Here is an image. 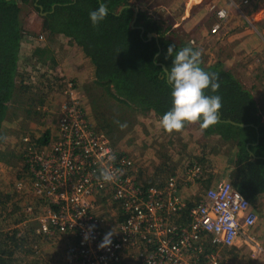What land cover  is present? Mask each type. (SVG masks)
<instances>
[{
	"label": "built area",
	"instance_id": "built-area-1",
	"mask_svg": "<svg viewBox=\"0 0 264 264\" xmlns=\"http://www.w3.org/2000/svg\"><path fill=\"white\" fill-rule=\"evenodd\" d=\"M222 1L227 6L211 9V34L225 29L231 8L252 23L245 12L252 0ZM189 42L196 47L193 39ZM57 86L61 98L55 107V133L42 146L31 134L21 135L23 162L11 193H21L26 201L38 198L39 214L25 212L21 227H34L44 240L64 244V264H230L223 251L238 250L244 243L264 251L253 232L260 216L230 179L215 180L182 224L187 202L179 191L203 175V168L191 165L169 175L162 185L146 187L133 156L113 145L93 123L82 85L60 75ZM109 155L115 159L109 160ZM104 168L116 173L114 182L99 178ZM99 198L121 206L124 217L104 248L99 245L108 233L107 221L96 212ZM29 206L27 210H33Z\"/></svg>",
	"mask_w": 264,
	"mask_h": 264
},
{
	"label": "trees",
	"instance_id": "trees-1",
	"mask_svg": "<svg viewBox=\"0 0 264 264\" xmlns=\"http://www.w3.org/2000/svg\"><path fill=\"white\" fill-rule=\"evenodd\" d=\"M101 2L106 4L108 14L101 23L93 27L89 12L97 9ZM133 6L136 5L132 0H0V141L6 134L3 124L10 116L13 104H17L22 93L30 88V85L25 84V76L20 69L30 58L22 49L33 42L31 34L26 31L24 20V11L32 9L42 20L41 30L49 37H66L70 43L83 50L94 66V87L88 88V92L99 130L106 131V135L118 140L113 135V131L119 130L114 122L111 123L114 120L107 116L108 113L99 110L100 103L104 100L110 103V108L115 106L130 110V118L141 113L154 115L160 120L171 108V86L164 74V67L168 69L173 58L169 56L165 59L167 48L173 45L178 50L191 43L179 35L171 38L168 29L147 11L139 9L136 15ZM133 21L134 26L131 25ZM149 33L156 36L149 37ZM191 46L197 49L193 44ZM199 66L218 77V90L215 93L206 90V94L221 97V116L216 124L206 129H201L198 122H192L179 131L195 127L202 137L208 140L219 138L221 146L232 147L234 153L226 163L227 176L252 205L257 207L256 203L264 198V113L251 91L222 62L205 65L199 58ZM51 79L42 75L39 80L42 90L46 89L49 95L58 85L53 79L50 82ZM48 99L49 96L45 95L40 105L48 102ZM132 126L130 124V128ZM125 133L126 131L120 132L121 135ZM32 137L37 146L45 145L51 139L49 132ZM204 161L207 159L200 155L183 161L180 173L191 165L201 166L204 171L194 182H187L185 187L193 183L198 184V189L199 186H204L206 190L214 183L215 173L208 172ZM209 163L213 162L210 160ZM162 168L155 165L152 173H144V180L141 177L139 179L149 187L164 184L169 175L180 174L171 173L170 167L165 170L167 173L160 174L158 171ZM204 192L201 195L194 192L186 198L187 208L180 220L182 224L188 221L190 209L199 203ZM13 194L15 193L7 194L5 199L0 194V210ZM29 198L28 205L41 206L29 203ZM14 207L18 213L13 210L7 212L6 216L15 212L11 218L18 224L23 219V213L19 212L20 207L16 203ZM123 218L120 214L118 222H122ZM15 222L8 228L0 226V264H39L35 255L36 248L39 249L40 245V234L34 227H13ZM227 254L230 262L236 255L233 251H228Z\"/></svg>",
	"mask_w": 264,
	"mask_h": 264
},
{
	"label": "rangeland",
	"instance_id": "rangeland-1",
	"mask_svg": "<svg viewBox=\"0 0 264 264\" xmlns=\"http://www.w3.org/2000/svg\"><path fill=\"white\" fill-rule=\"evenodd\" d=\"M137 1L138 3L140 2L139 4L141 5L142 1L136 0L135 2ZM147 1L157 2L160 0ZM172 1H174V5L175 7H177L176 9H178L179 6L181 7V9H185V7H190L189 3H192V0ZM224 4V6H227L228 2L224 1ZM29 10L31 9L29 8ZM231 12L233 21L234 18H237V20H239L238 23H241L243 27L252 28L253 30L258 31L257 28L261 26L259 28L264 31V19L260 20L257 23V26L253 17H250V21L252 23L249 24V22L244 18V20L242 19V16L239 15L235 9L231 8ZM24 14L25 28L26 31L31 34L30 39L33 42L25 45L24 49H22L23 52H26L25 55L28 54L30 58L20 69V72L24 74L25 84L30 85V88L28 91L25 90L22 93L17 104H13V107L11 109L12 112L10 111V116L3 124L6 134L0 141V157L2 158L0 159V194L4 199L7 194H11V192L14 191L13 182L15 180V177H17L18 169L23 162L21 154L22 145L19 142L21 135L28 133L36 137L43 135L46 132H49L50 136L53 135L55 133V128L57 126L58 120V113L55 110V107L57 103H59V100L61 98L59 94H55L56 92L50 93L48 102L43 104L44 106H47L49 110L43 112L40 108L43 106L40 105V101L42 98H44L47 92L46 89L44 91L42 90L43 86H40L41 84H39V80L42 78V75H47L48 68L45 66V64L38 62V58H48L50 55V51L52 49H55L56 45L54 44L56 42L54 38L49 37L47 33L41 30L42 20L36 11H33V9L32 11L25 10ZM175 32L176 33L170 32L168 33V35L171 38H174L173 36L176 37V35H179L183 38H186V40L188 41L194 38L193 36L191 37L190 34L185 35V33H183L181 30H175ZM68 42H65L63 40L59 42L58 48L55 49L56 53L57 50H60V48H63V46L67 47ZM36 48H38L40 52L42 50H46V52L33 54L34 52L32 51ZM67 49H69V47H67ZM199 51V58L205 65H212L217 62H222L224 65L225 60L220 52V41L216 40V42H210L206 40L204 41V44L201 46ZM248 59H250L253 64L254 57L250 56ZM255 60L257 61V59ZM260 61H264L263 56L262 60L260 58ZM227 63L228 62H226V65ZM224 67L226 68L225 65ZM257 69L258 70L256 71V73L259 76L264 77V68L261 67L260 69ZM231 72L235 76L236 74H238L236 73L237 70L236 72L234 70ZM87 75H89V73ZM24 79H22V81H24ZM86 85L89 89L94 87L92 82H88ZM262 87H264L263 84ZM262 91L264 92V90ZM97 93H100V91ZM90 104L92 106L91 101ZM111 104H113V102ZM114 105L116 104L114 103ZM109 106L110 103H108L107 100L101 101L99 110L100 112L102 111V113H108L107 116L114 120L111 123L113 124L114 122L119 130L113 131V135L117 137L118 140H115L114 137L113 139L108 134L107 136L110 139L111 143L118 149L133 156L136 161V165H138V167L136 168L138 169L140 167L137 170V173L138 175H141L139 176L141 177V180H144L145 178V176L143 175L144 173H148L149 171L150 173L153 172V167L155 165L158 168L161 166L163 167L161 171H158L161 172L160 174L167 173V171L165 170L169 167L170 169H172L171 173H180V169L183 166V161L187 158L191 160V157L194 155H200L207 159V161H204L203 163H205L204 165L208 167L209 173L210 171L212 173H215L214 178L216 180H218L219 178L230 179L227 176L228 171L223 169V164H225L226 158L228 159L231 155H233L232 152L234 149H232V147H230L229 145L221 146V141L219 138H212L208 140L202 137L198 129H196L195 127L186 128L181 132H165L160 128L159 119L154 115L137 113V115H134L133 117L131 116L130 118V110L115 106L110 108ZM88 113L93 123L97 126L98 121L93 114L92 108H90ZM121 124H125L126 127L121 128ZM130 124L133 125L131 128ZM121 131H126V133L124 135H121ZM103 132L106 133V131ZM210 160L213 162L212 164L209 163ZM223 172L224 175L222 176ZM197 185L198 184L193 183L188 185V187L184 189L183 195L186 198L191 196L194 192H198L200 193L199 195H201V192L205 191V188L204 186H199L198 189ZM13 195L14 196L11 195V199L8 200L5 206H2V209L0 210V215L2 214L0 216V226L5 228H8L10 225H13V222H15V220L11 218L14 217L15 212L11 215L6 216L8 214L7 212L16 210V208L14 207L15 203L18 207H20L19 212L22 211L23 219L18 224H16L17 222H15V225L13 227L19 228L22 226V223L25 221L24 212L28 214L29 211V215L31 216H37L39 214V206L32 205L33 210H27V207L30 204L28 205L26 199L22 197L21 193L19 195ZM31 196L34 197L33 195ZM34 198L35 199L30 197L29 203H35L36 205L40 204V202L37 201L38 198ZM256 205L257 207H255V209L260 216V220L258 226L254 229L253 232L254 236H257V238L261 237L263 239L260 241V244L264 249V198L256 203ZM113 207L115 208L117 207V205L112 201L104 199L98 204L96 212L98 213L103 209L108 211L109 209H113ZM16 213H18L17 210ZM105 216L107 221V217L109 215L105 214ZM15 217L17 218L18 216L16 215ZM19 219H21V217ZM39 244V249L36 248L37 254L35 255L36 261H38L39 264H64V244H62L59 240H44L43 237L39 241ZM223 252L224 256L229 259V256L227 254L228 251ZM233 253H235L237 257L236 255L233 256L230 264H264V251L259 253L258 251H255L251 247V245L247 246V244L244 243L243 246L241 245L240 248H238V250H233Z\"/></svg>",
	"mask_w": 264,
	"mask_h": 264
},
{
	"label": "crops",
	"instance_id": "crops-1",
	"mask_svg": "<svg viewBox=\"0 0 264 264\" xmlns=\"http://www.w3.org/2000/svg\"><path fill=\"white\" fill-rule=\"evenodd\" d=\"M132 1L136 3L138 9L147 11V13L155 18L165 29H168V33L181 30L185 35L190 34L191 37L193 36L194 38L192 39L195 41L198 50H200L206 40L210 42H216V40L220 41V52L225 60L224 65L226 69L230 71L234 70L235 72L237 70L236 73L238 74H236V77L251 91L261 112L264 113V92L262 91L264 90V87H262V84L264 85V77L256 73L258 70L257 68H264V61H260V58L262 60V56L264 57V39L262 38L264 31L259 28L261 26L257 28L259 31L258 33V31L252 28L243 27L241 23H238L239 20H237V18H234L233 21L231 16L232 19H230L224 30H221L217 35L211 34L210 28H212L215 22L214 13H212L211 9L212 7L224 6L225 4L222 0H192V3H189L190 7H185V9H181L180 6L176 9L177 7H175L174 1L172 0H160L157 2L139 0L142 1L141 5L139 4L140 2H135L136 0ZM245 12L249 18L253 17L258 26L257 23L264 19V0H252L251 5L248 6ZM52 38H54L56 42L54 44L56 45L55 49L58 48V44L62 40L65 42L69 41L63 36ZM67 47H69V49H67ZM67 47L63 46V48L57 50V53L55 49H52L48 58L44 59L40 57L38 58V62L45 64L48 68L46 76L52 78L57 83L59 76L62 75L67 78H74L82 84L88 98V108L90 110L92 106L90 104V96L86 84L88 82L93 83L95 79L94 66L79 46L68 42ZM32 52H34L33 54H38L44 53L46 50L40 52V50L36 48ZM250 56L254 57L253 64L250 59H248ZM255 59H257V61ZM226 62H228L227 65ZM87 69L90 70L88 71ZM88 73L89 75H87ZM55 87L53 92L58 94V86L56 85ZM46 95L49 96L48 93H46ZM232 153H234V150ZM227 162L228 159L226 158V162L223 164V169L225 170L228 168ZM185 188V186H182L179 192L184 194L183 191ZM102 200L103 198H99L98 203ZM106 211L107 210L104 209L100 210L98 214L103 215L105 218V214L109 215L106 222L107 232H111L112 236H115L117 235L116 231L118 227L117 218L122 214L121 206L117 205V207H113V209ZM258 240L261 241L263 239L259 237Z\"/></svg>",
	"mask_w": 264,
	"mask_h": 264
},
{
	"label": "clouds",
	"instance_id": "clouds-1",
	"mask_svg": "<svg viewBox=\"0 0 264 264\" xmlns=\"http://www.w3.org/2000/svg\"><path fill=\"white\" fill-rule=\"evenodd\" d=\"M108 14L106 4L89 12V20L93 27L101 23ZM171 56V66L164 72L171 86V108L159 120L160 128L165 132L179 131L187 123L198 122L201 129L216 124L220 119L221 97L207 95L206 90L215 93L220 87L215 73H209L199 66L200 51L191 44L178 50L173 45L167 48L165 59ZM126 127L125 124L120 125ZM115 159L114 155L108 156ZM103 182H114L116 173L104 168L99 172ZM112 233L105 234L99 247L111 244ZM87 239V237H85Z\"/></svg>",
	"mask_w": 264,
	"mask_h": 264
},
{
	"label": "water",
	"instance_id": "water-1",
	"mask_svg": "<svg viewBox=\"0 0 264 264\" xmlns=\"http://www.w3.org/2000/svg\"><path fill=\"white\" fill-rule=\"evenodd\" d=\"M133 8H134L135 13H136V15H137L139 9H138L136 6H133ZM131 25L134 26V21L132 22ZM153 36H156V35H155L154 33H149V37H153ZM164 69L167 70L166 67H164ZM220 114H221V113H220ZM220 116H221V115H220ZM230 122L233 123V124H236V123L233 122V121H230ZM241 126H245V124H241Z\"/></svg>",
	"mask_w": 264,
	"mask_h": 264
}]
</instances>
